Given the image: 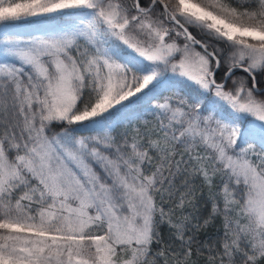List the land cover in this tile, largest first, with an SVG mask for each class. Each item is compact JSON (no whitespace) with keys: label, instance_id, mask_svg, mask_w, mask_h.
<instances>
[{"label":"snow or ice","instance_id":"snow-or-ice-1","mask_svg":"<svg viewBox=\"0 0 264 264\" xmlns=\"http://www.w3.org/2000/svg\"><path fill=\"white\" fill-rule=\"evenodd\" d=\"M0 51V264H264V0H0Z\"/></svg>","mask_w":264,"mask_h":264},{"label":"trees","instance_id":"trees-1","mask_svg":"<svg viewBox=\"0 0 264 264\" xmlns=\"http://www.w3.org/2000/svg\"><path fill=\"white\" fill-rule=\"evenodd\" d=\"M3 52V51H0ZM9 61V57L6 56L5 54L0 53V62H5ZM237 75H244L241 71L237 72ZM145 118L148 120H152V117L150 114H145ZM143 122V120L141 121ZM154 122V121H153ZM117 131H122V129H117ZM196 199L194 200V203L197 205V211L196 215L200 217V222L203 223V220L206 219L211 211V203L208 200V194H207V189H201L198 190L195 193ZM188 212H191L192 209L189 208L187 209ZM223 217L222 216H217V218L212 221L206 228H202L199 233V239L201 241H206L209 244H212L219 240V238L223 234ZM161 233L165 237V239L168 238L169 235V229L168 225L165 224L161 227ZM207 253H204V257H206ZM193 259H196V257H193ZM203 257H201V264H202Z\"/></svg>","mask_w":264,"mask_h":264},{"label":"rangeland","instance_id":"rangeland-1","mask_svg":"<svg viewBox=\"0 0 264 264\" xmlns=\"http://www.w3.org/2000/svg\"><path fill=\"white\" fill-rule=\"evenodd\" d=\"M30 20L34 21L35 18H30ZM59 27H63V25L59 23L18 22L15 25L7 27L3 30L12 33L20 39L28 40L35 36L43 35L50 29ZM0 53L4 54L3 52Z\"/></svg>","mask_w":264,"mask_h":264}]
</instances>
